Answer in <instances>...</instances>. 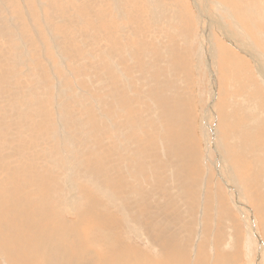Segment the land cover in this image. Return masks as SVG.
Instances as JSON below:
<instances>
[{"label": "rangeland", "instance_id": "rangeland-1", "mask_svg": "<svg viewBox=\"0 0 264 264\" xmlns=\"http://www.w3.org/2000/svg\"><path fill=\"white\" fill-rule=\"evenodd\" d=\"M13 1L0 0V223L12 221L18 227L19 221L25 220L31 224L30 230L25 228L26 234L21 230L26 238L22 242L24 249L28 248L26 255L31 251L27 262L38 261L33 251L45 235L50 241L46 244L45 239L43 246L50 248L39 261L46 259L49 264H120L121 260H136L138 249L161 259L172 256L178 264H196L198 260L204 264H264V252L259 253L264 249V0H143L139 12L142 18L132 27L130 21L115 17L109 0L95 6L100 28L83 12V0H48L57 3L52 7L47 0H42L45 4L26 0L22 6V0ZM124 1L128 5V0ZM139 1L129 0L133 9L139 8ZM199 6L205 17L198 13ZM22 8L25 14L19 13ZM157 8L158 16H154L150 11ZM85 15L87 21L82 24ZM216 21L226 26L229 37ZM145 25H149V31ZM219 39L224 40L223 46L218 44ZM111 42L119 50L112 52ZM60 45L65 49V62L56 52ZM226 45L233 46L239 57L225 58ZM111 52L110 57L106 55ZM58 104L63 106L58 109L64 114L62 123L57 117ZM109 155L113 163L108 170L101 161L106 162ZM51 156L53 159H49ZM68 167L73 174L67 177ZM121 168L125 169L123 173L119 172ZM97 172L103 188L115 186L117 176L133 174L129 178L132 203L143 206V202L149 213L155 212L160 219L171 212L168 222L159 223L167 227L166 232L161 228L168 239L164 249L160 251L154 242L149 244L135 232V224L145 231V220L138 222L136 216H125L117 207L119 202L124 209L128 204L117 200L119 188L109 187L108 196L106 190L96 186ZM153 180H159V185ZM147 186H152L148 192ZM237 187L245 188L247 194L235 196ZM70 189L75 193L72 198ZM185 191L192 192L186 196ZM90 193L98 203L92 205ZM258 204L263 208L258 210ZM140 205L135 213L141 211ZM101 208L111 217L97 215ZM36 210L41 217L36 218ZM247 224L253 229L250 233ZM34 229L39 232L33 233ZM9 240L0 226V247L8 246ZM13 246L10 244L7 250ZM128 246L132 251L124 250ZM61 248H66L65 253L59 251ZM70 248L72 251L67 250ZM88 250L91 253L87 254ZM6 253L0 250L1 262L7 257L4 264H20L24 258L9 261L11 252ZM137 263L142 264L141 260Z\"/></svg>", "mask_w": 264, "mask_h": 264}, {"label": "bare ground", "instance_id": "bare-ground-1", "mask_svg": "<svg viewBox=\"0 0 264 264\" xmlns=\"http://www.w3.org/2000/svg\"><path fill=\"white\" fill-rule=\"evenodd\" d=\"M7 1H9V0H7ZM16 0H14L13 2H15ZM17 1H19V0H17ZM28 2H29V0H27ZM106 2L107 3V1H109V0H96V3L95 4H93V1L92 0H83V2L82 3H84L85 2V4L81 7L82 8V10H83V12L85 13V14H88L89 15V19H90V22H93V24L96 26H98V28H100V25H99V22L97 21V19H96V11L97 10H95L96 8H95V6H96V4H99V3H102L103 4V2ZM110 1H112L111 3L113 4V6H111L110 7V10H111V12L112 11H116V16L115 17H117V18H119V19H121V20H127V21H130V25H131V27H132V25L135 23V22H137V21H139L140 20V18H142L141 16H139V12H140V10H142V8H143V5H144V3L145 2H143V0H140L137 4H138V6L137 7H139L138 9H133V5L129 2V0H128V5H126L127 3H126V1H124V0H110ZM158 1H160V0H158ZM157 1V2H158ZM162 1V0H161ZM195 1V0H194ZM193 1V2H194ZM199 0H197V2H198ZM227 1V0H226ZM32 2V1H31ZM40 2L41 3H43V4H45V2H42V0H40ZM52 2H54V1H48L47 0V3H49V4H47V5H49L50 7H52V5H55V4H57L56 2L55 3H52ZM149 2L150 3H155V0H149ZM156 2V3H157ZM246 2V1H245ZM248 2V1H247ZM251 2V1H250ZM19 3H20V1H19ZM37 3V2H36ZM50 3H52L51 5H50ZM105 3V4H106ZM224 3H225V1H224ZM10 4V3H9ZM8 3H7V5H8V7H10V5H9ZM22 4H26V0H22V2H21V6H22ZM124 4V5H123ZM251 4V3H250ZM29 5V4H28ZM33 5H35V4H33ZM40 5V4H39ZM111 5V4H110ZM157 5V4H156ZM198 5H199V3H198ZM224 5V4H223ZM223 5H222V7H223ZM232 5V4H231ZM127 6H128V9H129V13L127 12ZM191 6V5H190ZM233 7V6H232ZM251 7H253L252 5H251ZM255 7H258V4H257V6H255ZM198 8V13L200 14V16H201V13H203V15H204V12L201 10V8H200V6L199 7H197ZM238 8V7H237ZM10 9H11V7H10ZM24 8H22V9H18V11H19V13L20 14H22V13H24L25 14V11L23 10ZM133 9V10H132ZM189 9V8H188ZM220 9V8H219ZM244 9V8H243ZM253 9H254V7H253ZM256 10H257V8H255ZM29 8L27 7V12H29ZM34 10V9H33ZM41 10V9H40ZM159 9L157 8V9H152L150 12L151 13H153V15L154 16H158V13L156 14V12L158 11ZM221 10V9H220ZM235 10V9H234ZM264 10V9H263ZM37 11H39L38 10V8H37ZM44 11V10H43ZM42 11V12H43ZM50 11V10H49ZM207 11H208V9H207ZM206 11V12H207ZM191 12V11H190ZM189 12V13H190ZM264 12V11H263ZM37 13H39V12H37ZM230 13V12H229ZM251 13V12H250ZM260 13V12H259ZM113 14V13H112ZM193 14V13H192ZM227 14V13H226ZM111 15V14H110ZM257 15V14H256ZM44 16V15H43ZM53 16V15H52ZM56 16V15H55ZM55 16H53V17H55ZM86 16V15H85ZM260 16V15H259ZM204 17H205V15H204ZM217 17V16H216ZM33 18V17H32ZM113 18V17H112ZM200 18V17H199ZM87 19V16L86 17H82V24H84V23H86V20ZM229 19V18H228ZM12 20H15V19H12ZM43 20V19H42ZM92 20V21H91ZM152 20V19H151ZM113 21V20H112ZM156 21L157 20H155V19H153V24H157L156 23ZM239 21V20H238ZM31 22V21H30ZM57 22V21H56ZM105 22H107V20L105 21ZM195 21L193 20V25L195 24L194 23ZM47 22H45V24H46ZM112 23V22H111ZM117 23V22H116ZM152 23V22H151ZM215 23H217V24H222L221 22H218V21H216ZM240 23V22H239ZM30 24V23H29ZM44 24V23H43ZM44 24V25H45ZM211 24H214V21H211ZM32 25V24H31ZM50 25V24H49ZM116 25H118V24H116ZM115 25V26H116ZM159 25V24H158ZM223 25V24H222ZM241 25V24H240ZM34 26V25H33ZM41 26V25H40ZM46 26V25H45ZM51 26V25H50ZM58 26H59V24H58ZM146 26V25H145ZM196 26V25H195ZM194 26V27H195ZM146 27H148L147 28V31H149V25H147ZM230 27V26H229ZM228 27V28H229ZM29 28V27H28ZM43 28V27H42ZM46 28V27H45ZM59 28H61V26H59ZM90 28V27H89ZM155 29H157L156 27H154ZM154 28H152V29H154ZM222 28H224V30H225V32H226V36H228V35H230V31L226 28V26H224L223 25V27ZM232 28V27H231ZM16 29H18V28H16ZM53 29V28H52ZM105 29V28H104ZM107 29V28H106ZM151 28H150V30H152ZM159 29V28H158ZM33 30V29H32ZM57 30H59V29H57ZM235 31H236V29H234ZM35 31V30H34ZM39 31V30H38ZM45 31V30H44ZM48 31V30H47ZM153 32V31H152ZM241 32V31H240ZM239 32V33H240ZM244 32V31H243ZM18 33V32H17ZM38 33V32H37ZM50 33V32H49ZM89 33V32H88ZM223 33V32H222ZM52 34V33H51ZM101 34V35H100ZM209 35H211V33H208ZM213 34V33H212ZM237 34V33H236ZM99 35L102 37V31L101 30H99ZM120 35H121V33H120ZM123 35V34H122ZM241 35H242V33H241ZM40 36V35H39ZM38 36V37H39ZM57 36V35H56ZM20 36H18V38H19ZM98 37V36H97ZM229 37V36H228ZM231 37V36H230ZM243 37L244 36H242V39H243ZM245 37H246V35H245ZM244 37V38H245ZM17 38V39H18ZM52 38V37H51ZM68 38L69 39H75V37H73V36H68ZM100 38V37H99ZM211 38H212V35H211ZM225 38H227V37H225ZM239 38H241V37H239ZM238 38V39H239ZM247 39L249 38L248 36L246 37ZM20 39V38H19ZM58 39V38H57ZM57 39L56 40H52V41H57ZM105 39V38H104ZM215 39H217V38H215ZM36 40V39H35ZM41 40V39H40ZM79 40V39H78ZM227 40H228V42H230L229 40H231L230 38H227ZM24 41V40H23ZM99 41V40H98ZM242 41H244V40H242ZM247 41V40H246ZM41 42V41H40ZM85 42V41H84ZM237 42V41H236ZM36 43V42H35ZM67 43V42H66ZM81 43V42H80ZM86 43V42H85ZM100 43V42H99ZM102 43V42H101ZM111 43H113V45H114V42H111ZM217 43V41L215 42V44ZM231 43V42H230ZM240 43V42H239ZM249 43H251V41H250V38H249ZM43 44V43H42ZM53 44V43H52ZM130 44V43H129ZM219 45H224V40L222 41L221 39H219V43H218ZM242 44V43H241ZM86 45H87V43H86ZM85 45V46H86ZM122 45V44H121ZM234 45V44H233ZM237 45H238V43H237ZM27 46H29L28 44H27ZM26 46V47H27ZM98 47H101L102 45H97ZM239 46V45H238ZM115 47V48H114ZM232 47V48H231ZM230 47V45H226L225 46V48H224V57L226 58H229L230 59V55H234V56H237V57H239L238 55H236V53L234 52V47L233 46H231ZM242 47V46H241ZM7 48V47H6ZM109 48V47H108ZM257 48V47H256ZM24 49H26V48H24ZM110 49V48H109ZM113 49H115L116 51H117V49L119 50V47H117L116 45H114L112 48H111V50H112V52H113ZM123 49V48H122ZM130 49H132V48H130ZM214 49H216V48H214ZM243 49V48H242ZM30 50V49H29ZM59 52L58 51H56L57 53H59L60 54V60L62 61V60H64L63 62H65V58H64V56H63V54H62V52L65 50L61 45L59 46ZM217 50V49H216ZM240 50V49H239ZM248 50V49H247ZM44 51V50H43ZM79 51L81 52V48H79ZM123 51V50H122ZM125 51V50H124ZM129 51V50H128ZM101 52H103V53H105V49H102L101 50ZM112 52L111 53H106V55H108L109 57H110V55L112 54ZM139 52V51H138ZM26 53V52H25ZM125 53V52H124ZM146 53V52H145ZM221 53V52H220ZM1 54V53H0ZM43 54V53H42ZM140 54V53H139ZM217 55H219V54H217ZM241 55V54H240ZM18 56V55H17ZM25 56V55H24ZM145 56H146V54H145ZM221 56V55H220ZM219 56V57H220ZM6 56H4V58H5ZM26 57V56H25ZM76 57V56H75ZM133 57V56H132ZM223 57V58H224ZM0 58H3V55H2V57H0ZM116 58V57H115ZM256 58V57H255ZM111 59V58H110ZM212 59H215V58H212ZM261 59H264V58H261ZM150 60V59H149ZM148 60V61H149ZM220 60V59H219ZM244 60V59H243ZM12 61V60H11ZM10 61V62H11ZM115 62V61H114ZM222 62H225L223 59H222ZM235 62V61H234ZM264 62V61H263ZM104 63H106V62H104ZM116 63V62H115ZM220 64H221V62H220ZM246 64V63H245ZM19 65V64H18ZM17 65V66H18ZM215 65V64H214ZM154 67V66H153ZM224 67H225V65H224ZM221 69H223V68H221ZM221 72V71H220ZM259 72V71H258ZM222 73V72H221ZM260 73V72H259ZM139 74V73H138ZM243 74V73H242ZM246 75V74H245ZM261 75L262 76H264V72H262L261 73ZM247 76V75H246ZM245 79H246V77H244ZM256 78V77H255ZM261 79V78H260ZM256 80V79H255ZM261 81V80H260ZM257 82V81H256ZM102 83V82H101ZM107 84V83H106ZM105 84V85H106ZM238 84V83H237ZM235 86H238V85H235ZM234 86V87H235ZM259 86V85H258ZM261 86V85H260ZM264 86V85H263ZM231 87H233V86H231ZM58 88H59V86H58ZM173 89V88H172ZM62 91V90H61ZM117 92V91H116ZM223 92V91H222ZM261 92V91H260ZM58 93V92H57ZM56 93V94H57ZM63 93V92H62ZM225 93V92H224ZM227 93V92H226ZM229 93V92H228ZM262 93V92H261ZM116 94V93H115ZM234 94V93H233ZM62 95V94H61ZM212 95V94H211ZM239 95V94H238ZM237 95V96H238ZM58 96L60 97V95L58 94ZM112 96V95H111ZM228 96V95H227ZM236 96V95H235ZM234 96V97H235ZM116 97V96H115ZM114 97V98H115ZM229 97H231V96H229ZM244 97V96H243ZM242 97V98H243ZM259 97V96H258ZM56 98H58V97H56ZM55 98V99H56ZM241 98V99H242ZM261 98V97H260ZM236 99V98H235ZM244 99V98H243ZM247 99V98H246ZM57 100V99H56ZM55 100V101H56ZM206 100V99H205ZM223 100V99H222ZM238 100H240V98L238 99ZM260 100V99H259ZM217 101V100H216ZM246 101V100H245ZM261 101H262V99H261ZM114 102V101H113ZM116 102V101H115ZM235 102V101H234ZM264 102V101H263ZM236 103V102H235ZM247 104L249 103V102H246ZM258 103L260 104V101H258ZM262 103V102H261ZM232 104V103H231ZM242 104H243V102H242ZM245 104V103H244ZM258 104V107H260V105ZM60 105H62L61 103H60ZM82 105V104H81ZM239 105V104H238ZM240 105H241V103H240ZM239 105V106H240ZM249 105V104H248ZM255 105V104H254ZM253 105V106H254ZM262 105H263V103H262ZM261 105V106H262ZM226 106V105H225ZM245 106V105H244ZM251 106H252V104H251ZM227 107V106H226ZM235 107V106H234ZM246 107H247V105H246ZM255 107V106H254ZM258 107H257V109H258ZM61 109L62 110V108H63V106H62V108L59 106V104L57 105V114H58V119L60 120V122L62 121L61 119V117H63L64 116V114L63 113H59V111H58V109ZM96 108V107H95ZM232 108V107H231ZM238 108V107H237ZM240 108V107H239ZM238 108V109H239ZM253 108V107H252ZM256 108V107H255ZM254 108V109H255ZM261 108V107H260ZM238 109H236V111L238 110ZM244 109V108H243ZM248 109H249V107H248ZM247 109V110H248ZM251 109V108H250ZM249 109V110H250ZM254 109H253V112H254ZM181 110V109H180ZM245 110H246V108H245ZM256 110V109H255ZM262 110H263V108H262ZM182 111V110H181ZM235 111V112H236ZM42 112H44V113H46V107L45 106H43L42 107ZM101 112H103V111H101ZM222 112H223V110H222ZM233 113V115L234 114H236V113ZM250 112H251V110H250ZM43 113V114H44ZM113 113V112H112ZM224 113H226V112H224ZM247 113V112H246ZM252 113V112H251ZM77 114V113H76ZM230 114V113H229ZM249 114V113H248ZM73 115H74V113H73ZM102 115V114H101ZM103 115H105V114H103ZM102 115V116H103ZM230 115H232V114H230ZM253 115V114H252ZM251 115V116H252ZM106 117H107V115H105ZM225 116V115H224ZM235 116V115H234ZM101 117V116H100ZM105 117V118H106ZM205 117H207V115L205 116ZM217 117V116H216ZM230 117V116H229ZM255 117V116H254ZM61 118V119H60ZM102 118V117H101ZM104 118V119H105ZM108 118V117H107ZM107 118H106V120H107ZM257 118V117H256ZM254 119V118H253ZM233 120V119H232ZM238 120V119H237ZM102 121V120H101ZM221 121V120H220ZM219 121V122H220ZM227 122L229 121V120H226ZM226 121H225V123H226ZM256 121V120H255ZM255 121H253L254 123H255ZM108 122V121H107ZM206 122V121H205ZM237 122V121H236ZM264 122V121H263ZM62 123V122H61ZM94 123V122H93ZM196 123V122H195ZM194 123V124H195ZM222 123V122H221ZM232 123V122H231ZM254 123H252V124H254ZM199 124V123H198ZM233 124V123H232ZM108 125H109V123H108ZM112 125V124H111ZM235 125V124H234ZM243 125V124H242ZM63 126V125H62ZM163 126V125H162ZM170 126V125H169ZM221 126H223V125H221ZM226 126V125H225ZM113 127H115L114 125H113ZM164 128H165V126H163ZM162 127V128H163ZM207 127V126H206ZM244 127V126H243ZM116 128V127H115ZM208 128H209V126H208ZM221 128V127H220ZM227 128V127H226ZM247 128V127H246ZM113 129V128H112ZM201 129V128H200ZM204 129V128H203ZM230 129V128H229ZM239 129V128H238ZM237 129V130H238ZM241 129V128H240ZM114 130V129H113ZM120 130V129H119ZM166 130L167 129H165V133H166ZM176 130V129H175ZM213 130V129H212ZM243 130V129H242ZM205 131V130H204ZM217 131H219V130H217ZM222 131H224V130H222ZM230 131V130H229ZM63 132V131H62ZM227 132H228V130H227ZM240 132H242L241 130H240ZM59 133H61V132H59ZM207 133V132H206ZM220 133V132H219ZM218 133V134H219ZM225 133V132H224ZM233 133V132H232ZM105 134V133H104ZM162 134V133H161ZM173 134H178V133H173ZM217 134V135H218ZM245 134V133H244ZM164 135V134H163ZM166 135V134H165ZM233 135V134H232ZM238 135V134H237ZM241 135V134H240ZM153 136V135H152ZM168 136V135H167ZM177 136V135H176ZM175 136V137H176ZM246 136V135H245ZM87 137V136H86ZM166 137V136H165ZM229 137V136H228ZM235 138H237L236 137V135L234 136ZM241 137V136H240ZM244 137V136H243ZM243 137H241V138H243ZM171 138V137H170ZM223 138H225V137H223ZM226 139V138H225ZM238 139V138H237ZM1 140V139H0ZM181 140V139H180ZM179 140V141H180ZM233 140V139H232ZM242 140V139H241ZM91 141V140H90ZM175 142H176V139L174 140ZM218 141V140H217ZM240 141V140H239ZM220 142H222V140H220ZM220 142H218L219 143V147H223V146H225L224 145V143L222 142V144H223V146H222V144L220 143ZM230 142V141H229ZM129 143V142H128ZM127 143V144H128ZM179 143V142H178ZM126 144V143H125ZM130 144V143H129ZM151 144H153V143H151ZM176 144V143H175ZM175 144H173V145H175ZM232 144V143H231ZM158 145V144H157ZM164 146H165V144H163ZM171 145V144H170ZM185 145V144H184ZM228 145V144H227ZM227 145L225 146V147H227ZM234 145H236V144H234ZM241 145H242V143H241ZM240 145V146H241ZM64 146H65V143H64ZM89 146V145H88ZM131 146V145H130ZM129 146V147H130ZM239 146V145H238ZM125 147V146H124ZM128 147V146H127ZM209 147V146H208ZM25 148V147H24ZM162 148V147H161ZM172 148V147H171ZM177 148V147H176ZM181 147H179V149H180ZM65 149V148H64ZM165 149V148H164ZM178 149V150H179ZM221 149H223V148H221ZM225 149V148H224ZM4 150V149H3ZM129 150H131L130 148H129ZM169 150V149H168ZM65 151H66V149H65ZM68 151V150H67ZM66 151V152H67ZM157 151V150H156ZM165 151H167V149L165 150ZM171 151V150H170ZM226 151H228V149L226 150ZM225 150H223L222 152L223 153H227ZM0 152H2V147H0ZM18 152V151H17ZM41 152H43V153H45L46 151H41ZM48 152H50V151H48ZM47 152V153H48ZM69 152V151H68ZM67 152V153H68ZM137 152V151H136ZM209 152V151H208ZM208 152H207V155H208ZM132 153V152H131ZM140 153V152H139ZM173 153V152H172ZM222 153V154H223ZM4 154V153H3ZM3 154L1 153V157L3 156ZM167 154V153H166ZM170 154V153H169ZM52 156H53V154H51ZM63 155H64V153H63ZM68 155V154H67ZM104 155V154H103ZM171 155V154H170ZM224 155V154H223ZM52 156L51 157H49V159H51L52 158ZM175 156V155H174ZM176 156H178V154L176 155ZM220 156V155H219ZM225 156H228L227 154L225 155ZM63 157V156H62ZM65 157H66V154H65ZM64 157V159H66L67 160V158H65ZM68 157V156H67ZM221 157V156H220ZM172 158V157H171ZM174 158V157H173ZM53 159V158H52ZM69 160H70V158H68ZM73 159V158H72ZM71 159V160H72ZM74 159H75V157H74ZM113 157H112V155H109V159H107V161L106 162H104V161H101V164L103 165V167L104 166H106L107 168H108V170L112 167V163H113ZM149 159H150V157H149ZM178 159V158H177ZM186 159H188V157H186ZM206 159V158H205ZM211 159V158H210ZM210 159H208V161L210 160ZM234 160V159H233ZM151 161V160H150ZM156 161V160H155ZM155 161H154V163H155ZM168 162V161H167ZM171 162H174L173 161V159H172V161ZM170 162V163H171ZM188 162V161H187ZM236 162V161H235ZM60 163V162H59ZM115 163V162H114ZM127 163V162H126ZM161 163H163V162H161ZM205 163V162H204ZM133 164H135V163H133ZM180 164H181V162H180ZM71 165V164H70ZM150 165V164H149ZM169 165V164H168ZM182 165V164H181ZM240 165H242V164H240ZM246 164H243L242 166H244V167H246L245 166ZM43 166V165H42ZM47 166V165H46ZM238 166V165H237ZM236 166V167H237ZM241 166V167H242ZM117 167V166H116ZM123 167V166H122ZM140 167V166H139ZM142 167V166H141ZM152 168H153V166H151ZM158 167V166H157ZM169 167V166H168ZM176 167V166H175ZM182 167V166H181ZM208 167V166H207ZM231 167H233V166H231ZM73 168V167H72ZM92 168V167H91ZM96 168V170L98 171V168L99 167H95ZM106 168V169H107ZM128 168V167H127ZM138 168V167H137ZM151 168V169H152ZM159 168V167H158ZM158 168H156V169H158ZM170 168V167H169ZM176 168H178V167H176ZM238 168V167H237ZM149 170V171H152V170ZM154 169V168H153ZM160 169V168H159ZM158 169V170H159ZM162 169H163V167H162ZM246 169V168H245ZM73 169H70L69 167H68V175H67V177L68 176H70V175H72L73 174V171H72ZM125 170V169H124ZM124 170H122V168H121V171H119V172H121V173H123L124 172ZM157 170V171H158ZM183 170V169H182ZM185 170V169H184ZM257 170V169H256ZM135 171V170H134ZM155 170H153V172H154ZM156 171V172H157ZM167 171V170H166ZM174 171V170H173ZM175 171H176V169H175ZM232 170H230V172H231ZM64 172V171H63ZM132 172V171H131ZM181 172V171H180ZM221 172V171H220ZM237 172V171H236ZM98 173V180H96V183H98V184H96V186L97 185H100V186H98V187H100V189H102V191H104V190H106V192L105 193H107V191H109V187L110 188H119L118 189V191L117 192H119V195H115V196H117L118 198H117V200H119V201H121V202H123V203H128L127 205H126V208L124 209L122 206H121V203L119 202H117L118 204H119V206H117L120 210H121V212L123 211L124 212V214H125V216H127L128 218H129V216L131 217V216H136V220H138V222H143L144 220H145V231H143V230H141V228H140V226L138 225V224H135L134 225V227H135V232L136 233H139V235L140 236H142V238L143 239H146L147 241H149V244H152L153 242V244L155 245V246H157L158 248H159V250L161 251V248H165L164 247V244H166L167 242H168V239H166L165 238V234H163V232H162V230H163V226L161 225V224H159L160 222H163V223H166V221L168 222V220H170V219H168L169 217H171L170 215H171V212H167L166 214H165V216L162 218V219H160V218H158L156 215H155V212H152V213H149V207L147 208L146 206H144V203L142 202V204H143V206H141L140 204H138V203H132V201H133V199L132 198H130V196H129V194H130V191L131 192H133L132 190H131V188H133V185H132V183H131V181H129V178H131L132 176H134L133 174H132V176L131 177H129L128 175L127 176H125V174L124 175H121V176H117V177H115V186H113V185H108V187L107 188H103L104 186L101 184L102 183V180L100 179L101 177H100V175H99V172H97ZM129 173V172H128ZM152 173V172H151ZM150 173V174H151ZM164 173H165V171H164ZM184 173V172H183ZM197 173V172H196ZM153 174H155V173H153ZM162 174V173H161ZM255 174H257V173H255ZM61 175V174H60ZM160 175V174H159ZM165 175V174H164ZM175 175V174H174ZM97 176V175H96ZM136 176V175H135ZM138 176V175H137ZM233 176V175H232ZM238 177V175L236 174L235 175V177ZM240 176V175H239ZM154 177H155V175H154ZM254 177V176H253ZM213 178V177H212ZM233 178H234V176H233ZM137 179V178H136ZM155 179V178H154ZM158 179V178H157ZM159 179H161V178H159ZM248 179V178H247ZM257 179V178H256ZM95 180V179H94ZM141 180V179H140ZM162 180V179H161ZM190 180V179H189ZM234 180V179H233ZM91 181V180H90ZM150 181V180H149ZM163 181V180H162ZM161 181V183H163ZM153 182L158 186L159 185V183H160V181L158 180V182L156 181V180H153ZM256 183H257V181H256ZM130 185V186H132V187H129V189H125V186L126 185ZM142 184V183H141ZM233 184V183H232ZM231 184V185H232ZM241 184V183H240ZM239 184V185H240ZM248 184V183H247ZM163 185V184H162ZM230 185V188H233L234 189V186H231ZM245 185V184H244ZM135 186V185H134ZM138 186V185H137ZM242 186V185H241ZM97 187V188H98ZM128 187V186H127ZM144 187H146V186H144ZM152 187V186H151ZM151 187H149V186H147V192L149 191V190H151ZM56 188V187H55ZM136 188V187H135ZM238 189L237 190H239V192L237 191V193H235V196H236V194H238V195H240L241 193L242 194H247V192H246V190H245V188H243V187H237ZM205 189V188H204ZM203 189V190H204ZM236 189V188H235ZM244 189V190H243ZM71 190V193H70V198H72V197H74V189H70ZM162 190V189H161ZM18 191V190H17ZM95 191V190H94ZM101 191V190H100ZM136 191V190H135ZM139 191V190H138ZM262 191V190H261ZM111 192V191H110ZM155 192V191H154ZM157 192V191H156ZM160 192V191H159ZM167 192V191H166ZM190 192V191H189ZM189 192L188 191H185V195L186 196H188V194H189ZM192 192V191H191ZM190 192V193H191ZM206 192V191H205ZM50 193V192H49ZM95 193V192H94ZM93 193V195H95ZM97 193V192H96ZM137 193V192H136ZM98 194V193H97ZM112 194V193H111ZM132 194V193H131ZM257 194H258V192H257ZM260 194V193H259ZM25 195V194H24ZM90 196L89 197H91V193L89 194ZM93 195H92V197H91V199H93V200H89L91 203H92V205H94V203L96 204V203H98L97 202V199L98 198H93ZM107 195L108 196H110L111 197V195H110V193H107ZM114 195V194H113ZM126 195V196H125ZM156 195H157V193H156ZM159 195V194H158ZM157 195V196H158ZM191 195V194H190ZM205 195V194H204ZM203 195V196H204ZM208 195V194H207ZM101 196V195H100ZM129 196V197H128ZM135 196V195H134ZM185 196V197H186ZM246 196V195H245ZM32 197V196H31ZM105 197V196H104ZM147 197V196H146ZM158 197H160V196H158ZM163 197H165V196H163ZM194 197V196H193ZM223 197V196H222ZM239 197H241V196H239ZM243 197V196H242ZM247 198H248V196H246ZM69 198V199H70ZM167 198V197H166ZM178 198V197H177ZM190 199H191V197H189ZM188 198V199H189ZM204 198V197H203ZM205 198H206V196H205ZM232 198V197H231ZM244 198V197H243ZM255 198V197H254ZM96 199V200H95ZM101 199V198H100ZM149 199H151V198H149ZM157 199V198H156ZM188 199L186 200V202H188ZM225 199H226V197H225ZM233 199H234V197H233ZM71 200V199H70ZM104 200V199H103ZM102 200V201H103ZM158 200V199H157ZM163 200V199H162ZM204 201H205V199H203ZM241 200H242V198H241ZM243 200H245V199H243ZM247 200H249V199H247ZM257 200V199H256ZM19 201H21V200H19ZM73 201H74V199L72 200V201H70V203L71 204H73ZM152 201V200H151ZM154 201V200H153ZM153 201L151 202V203H153ZM190 201V200H189ZM198 201V200H197ZM106 202V201H105ZM147 202H148V200H147ZM200 202V201H199ZM206 202V201H205ZM204 202V203H205ZM212 202V201H211ZM225 202V201H224ZM250 202V201H249ZM10 203H12V202H10ZM158 203V202H157ZM161 203V202H160ZM229 203V202H228ZM227 203V204H228ZM261 203V202H260ZM70 204V205H71ZM188 204V203H187ZM190 204V203H189ZM192 204V203H191ZM235 204V203H234ZM263 204H264V202H263ZM107 205V204H106ZM124 205V204H123ZM141 206L142 208L140 209L141 211H139V212H136L135 213V211L134 210H136L137 208H138V206ZM146 205V204H145ZM152 205V204H151ZM167 205V204H166ZM205 205V204H204ZM204 205H203V209H204ZM229 205H230V203H229ZM259 205V204H258ZM11 206V205H10ZM14 206V205H13ZM27 206V205H26ZM99 206H101V205H99ZM154 206H156V204H154ZM163 206V205H162ZM168 206V205H167ZM171 206H173V205H171ZM170 206V207H171ZM220 206H222V205H220ZM1 207V206H0ZM72 207V206H71ZM102 207H105V206H102ZM153 207V206H152ZM151 207V208H152ZM200 207V206H199ZM253 207H254V205H253ZM228 208V207H227ZM249 209L251 208V207H248ZM263 208V207H262ZM261 207H260V205H259V208H258V210H260V209H262ZM3 209H5V208H3ZM157 209V208H156ZM159 209V208H158ZM157 209V210H158ZM162 209V208H161ZM166 209V208H165ZM164 209V210H165ZM6 210V209H5ZM12 210V209H11ZM28 210V209H27ZM34 210V209H33ZM129 211V213H128V211ZM151 210H153V209H151ZM156 210V211H157ZM14 211V210H13ZM205 211V210H204ZM255 211V210H254ZM24 212V211H23ZM35 212V211H34ZM160 212H162L161 210H160ZM164 212V211H163ZM256 212H258V211H256ZM30 213V212H29ZM98 213V214H97ZM97 215H101V214H103V216H105V217H111L110 215V213L109 212H105V210H102V208L101 209H99V211H97ZM129 215H128V214ZM157 213V212H156ZM204 213V212H203ZM241 213V212H240ZM5 214V213H4ZM110 214V215H109ZM135 214V215H134ZM162 214V213H161ZM173 214V213H172ZM204 214H206V212L204 213ZM246 214V213H245ZM160 215V214H159ZM186 215V214H185ZM242 215V214H241ZM24 216V215H23ZM83 216V215H82ZM102 216V215H101ZM121 216V215H120ZM244 216V215H243ZM246 216V215H245ZM39 217H41L38 213H37V210H36V218H39ZM174 216H172V218H173ZM260 217H261V215H260ZM8 218V217H7ZM25 218V217H24ZM24 218H23V220H24ZM82 218V217H81ZM135 218V217H134ZM168 219V220H167ZM245 219H246V217H245ZM254 219V218H253ZM111 220H113L112 218H111ZM117 220V219H116ZM200 220H202V219H200ZM91 221V220H90ZM108 221H109V219H108ZM119 222H120V220H118ZM134 221V220H133ZM46 222H48V221H46ZM82 222V221H81ZM111 222H113V221H111ZM117 222V221H116ZM118 222V224H120ZM52 223H54V222H52ZM79 223V222H78ZM114 223V222H113ZM130 223V222H129ZM202 223V222H201ZM246 223H248V221H246ZM253 223H255V222H253ZM56 224V223H55ZM71 225H74L73 223H70ZM90 224V223H89ZM134 223H132V225H133ZM30 223L28 222V221H19V226L18 227H16V226H14L13 225V223H12V221H9V222H1L0 223V226H2L3 227V229L4 230H6L7 231V235H8V237H10V240H9V245L10 244H12V243H14V246L13 247H10L8 250H7V247L9 246H3V247H0V250L3 252V253H6V252H11V256H10V259H9V261H12V260H20L22 257H24L23 259H22V261L21 262H19L20 264H22V263H24V264H29V263H31V264H49V262H48V260H46V259H43V260H41L42 262H40L39 261V259H42V258H45V256H46V252H47V249L48 248H50V246L49 247H47V249L43 246L44 245V241H45V239H46V244L47 243H49V241L50 240H47V238L46 237H48V236H45V235H42L41 237H40V241H39V243L40 244H38V247H35L34 249H35V251H33V254H35V256H36V258L38 259V261L35 259H33V257H32V259L33 260H31V261H29V262H27L28 260H29V258L27 257V255L28 254H31V251L29 250V253L26 255V253L25 252H27L28 251V248H27V250H25L24 249V246L22 245V242H25V241H23V238H25V237H22L23 235L21 234V230L22 229H24V232H25V228H30ZM78 225H80V224H78ZM221 225V224H220ZM249 227H248V226ZM246 226L248 227V232L250 233L251 232V230H253V229H251V226L249 225V224H247ZM51 226V225H50ZM49 226V227H50ZM166 226V225H165ZM219 226V225H218ZM217 226V227H218ZM74 227H76V226H74ZM78 227L79 226H77V229H78ZM114 227H116L117 228V225H116V223H115V226ZM114 227H112V228H114ZM37 228V227H36ZM47 228H48V225H47ZM52 228V227H51ZM69 228H72V227H69ZM68 228V229H69ZM161 228H162V230H161ZM167 228V227H166ZM166 228H164L165 229V232H166ZM50 229V228H49ZM67 229V230H68ZM30 230V229H29ZM43 230V229H42ZM55 230V229H54ZM57 230V229H56ZM66 230V229H65ZM70 230V229H69ZM72 230V229H71ZM97 230V229H96ZM32 231V230H31ZM88 231V230H87ZM183 231V230H182ZM255 231V230H254ZM5 232V231H4ZM23 232V231H22ZM23 232V233H24ZM39 231H35V229H34V232L33 233H38ZM41 232V231H40ZM44 232H45V229H44ZM43 232V233H44ZM56 232V231H55ZM58 232V231H57ZM98 232V231H97ZM109 232V231H108ZM263 232H264V229H263ZM28 233H29V231H28ZM42 233V232H41ZM42 233V234H43ZM52 233H54V231L53 232H51V234ZM63 233V232H62ZM70 233H71V231H70ZM73 233V232H72ZM25 234H26V232H25ZM56 234V233H55ZM61 234V233H60ZM93 234V233H92ZM29 235V234H28ZM40 235V234H39ZM65 235H68V234H65ZM76 235H78V234H76ZM150 235V237H148ZM4 236V235H3ZM24 236H26V235H24ZM51 236V235H50ZM54 237H55V235H53ZM81 236V235H80ZM162 237L161 239H163V240H160V241H156V239H158V237ZM52 237V236H51ZM63 237V236H62ZM61 237V238H62ZM83 237V236H82ZM29 238V237H28ZM27 238V239H28ZM150 238H154V241H152V239H150ZM252 238V237H251ZM251 238H250V236H249V239L248 240H251ZM9 239V238H8ZM7 238H6V240H8ZM26 239V238H25ZM34 239V238H33ZM55 240L56 239H58L59 240V237L58 238H54ZM67 239V238H66ZM65 239V240H66ZM76 239V238H75ZM81 239V238H80ZM83 239V238H82ZM91 239V238H90ZM2 240H4V239H2ZM30 240H31V238H30ZM30 240H28V241H30ZM69 240V239H68ZM92 240V239H91ZM115 240V239H114ZM67 241V240H66ZM27 242V241H26ZM59 242V241H58ZM65 242V241H64ZM64 242H62V243H64ZM113 242H115V241H113ZM3 243V242H2ZM32 243V242H31ZM65 243H67V242H65ZM69 243V242H68ZM249 243H252L251 241H249ZM4 244V243H3ZM29 244V243H28ZM28 244H26V246L28 245ZM50 244H51V242H50ZM56 244V243H55ZM139 244V243H138ZM5 245V244H4ZM52 245V244H51ZM36 246V245H35ZM57 246V245H56ZM61 246H63V245H61ZM66 246V245H65ZM70 246V245H69ZM80 246V245H79ZM59 247V246H58ZM73 247V246H72ZM84 248V247H83ZM140 248V247H139ZM155 248V247H154ZM196 248V247H195ZM59 249V248H58ZM65 249L66 248H64V249H62L61 248V250H59L61 253H65ZM67 250H71V248L70 249H67ZM126 252L127 251H132L131 250V248H130V246H128L127 248H125L124 249ZM49 251V250H48ZM72 251V250H71ZM138 251H141L140 249H138ZM137 251V258H135L136 260H121L119 263L120 264H136L139 260H141V262H142V264H171V262L172 261H175L174 260V258L172 257V256H169L168 255V257H166V258H164V259H161L162 258V256H160V257H155V256H153V255H151V254H146V253H144V254H142L143 253V251L142 252H138ZM156 251V250H155ZM159 251V252H160ZM69 252V251H68ZM67 252V253H68ZM94 252V251H93ZM96 252V251H95ZM122 252V251H121ZM197 252V251H196ZM196 252H195V254H196ZM263 253L264 252V249H263V251L262 250H260V252L259 253ZM48 253V252H47ZM57 253H58V251H57ZM81 253V252H80ZM89 253H91L90 252V250H88V253L87 254H89ZM162 253V252H161ZM7 254V253H6ZM85 254V253H84ZM83 254V255H84ZM98 254V253H97ZM134 254V253H133ZM172 254V253H171ZM234 254V253H233ZM4 255V254H3ZM23 255V256H22ZM48 255V254H47ZM58 255V254H57ZM64 255H66V254H64ZM69 255V254H68ZM67 255V256H68ZM71 255V254H70ZM69 255V256H70ZM99 255V254H98ZM118 255H120V254H118ZM124 255V254H123ZM128 255H130V254H128ZM192 255H194V254H192ZM197 255V254H196ZM34 256V255H33ZM40 256V257H39ZM66 256V257H67ZM101 256V255H100ZM195 256V255H194ZM193 256V257H194ZM234 256V255H233ZM264 256V255H263ZM164 257V256H163ZM169 257H172L171 259H168ZM186 257V256H185ZM192 257V258H193ZM196 257V256H195ZM7 257H3L2 258V262H1V260H0V262H1V264H4V263H6L5 262V259H6ZM63 258V257H62ZM103 258V257H102ZM114 258V257H113ZM149 258H152V260H150ZM179 258V257H178ZM261 258V257H260ZM79 259V258H78ZM104 259V258H103ZM177 259V258H176ZM184 259H186V258H184ZM187 259H188V257H187ZM196 259V258H195ZM108 260V259H107ZM147 260H148V262L149 261H152V262H150V263H146L147 262ZM183 259H181V261H182ZM76 261H78V260H76ZM80 261H82V260H80ZM103 261V260H102ZM105 261H106V259H105ZM211 262H213L214 263V261H213V259L211 260ZM88 263V262H87ZM107 264V263H106ZM138 264V263H137ZM175 264H178L176 261H175ZM196 264H204L203 263V261H200V260H198L197 261V263Z\"/></svg>", "mask_w": 264, "mask_h": 264}]
</instances>
